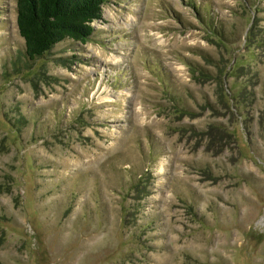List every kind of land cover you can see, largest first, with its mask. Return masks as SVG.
Segmentation results:
<instances>
[{"label": "rangeland", "instance_id": "rangeland-1", "mask_svg": "<svg viewBox=\"0 0 264 264\" xmlns=\"http://www.w3.org/2000/svg\"><path fill=\"white\" fill-rule=\"evenodd\" d=\"M30 61L0 0V264H264V0H108Z\"/></svg>", "mask_w": 264, "mask_h": 264}, {"label": "trees", "instance_id": "trees-1", "mask_svg": "<svg viewBox=\"0 0 264 264\" xmlns=\"http://www.w3.org/2000/svg\"><path fill=\"white\" fill-rule=\"evenodd\" d=\"M108 0H16V25L30 61L64 40L86 43Z\"/></svg>", "mask_w": 264, "mask_h": 264}]
</instances>
